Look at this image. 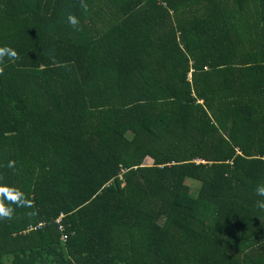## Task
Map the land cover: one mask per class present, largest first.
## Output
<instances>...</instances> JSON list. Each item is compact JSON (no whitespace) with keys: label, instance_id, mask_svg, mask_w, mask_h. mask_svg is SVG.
<instances>
[{"label":"trees","instance_id":"trees-1","mask_svg":"<svg viewBox=\"0 0 264 264\" xmlns=\"http://www.w3.org/2000/svg\"><path fill=\"white\" fill-rule=\"evenodd\" d=\"M85 2L0 0V264H264V0Z\"/></svg>","mask_w":264,"mask_h":264},{"label":"clouds","instance_id":"clouds-1","mask_svg":"<svg viewBox=\"0 0 264 264\" xmlns=\"http://www.w3.org/2000/svg\"><path fill=\"white\" fill-rule=\"evenodd\" d=\"M80 6L84 12H87L88 6L85 0H80ZM66 22L69 26H71L74 30H80V22L79 18L71 13H66ZM7 58L10 61H15L19 59L18 53L12 49L11 47L4 46L0 47V75L4 73V61ZM14 162L10 161L8 167H13ZM2 179V178H0ZM11 192H16V195H9ZM255 194L261 199L257 200L256 207L264 210V183L257 184L255 188ZM15 204L17 207H25L27 206V198L23 193L18 192L16 189L9 188L6 185H0V220L3 219H12L15 209L11 207V205ZM30 215H35V212Z\"/></svg>","mask_w":264,"mask_h":264},{"label":"rangeland","instance_id":"rangeland-1","mask_svg":"<svg viewBox=\"0 0 264 264\" xmlns=\"http://www.w3.org/2000/svg\"><path fill=\"white\" fill-rule=\"evenodd\" d=\"M144 165L149 166L150 165V160H148V159L145 160ZM191 186H192L193 189H195L197 187V184H191Z\"/></svg>","mask_w":264,"mask_h":264}]
</instances>
